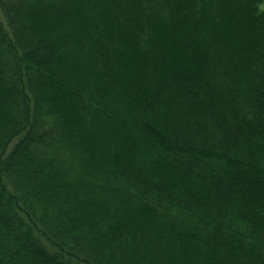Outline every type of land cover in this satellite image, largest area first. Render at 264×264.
<instances>
[{
  "label": "trees",
  "instance_id": "trees-1",
  "mask_svg": "<svg viewBox=\"0 0 264 264\" xmlns=\"http://www.w3.org/2000/svg\"><path fill=\"white\" fill-rule=\"evenodd\" d=\"M0 264H264V0H0Z\"/></svg>",
  "mask_w": 264,
  "mask_h": 264
}]
</instances>
